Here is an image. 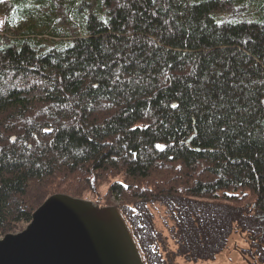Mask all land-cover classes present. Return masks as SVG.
Wrapping results in <instances>:
<instances>
[{
	"label": "trees",
	"instance_id": "1",
	"mask_svg": "<svg viewBox=\"0 0 264 264\" xmlns=\"http://www.w3.org/2000/svg\"><path fill=\"white\" fill-rule=\"evenodd\" d=\"M2 5L1 233L52 193L112 179L142 250L161 203L187 260L238 228L264 261V0Z\"/></svg>",
	"mask_w": 264,
	"mask_h": 264
},
{
	"label": "water",
	"instance_id": "2",
	"mask_svg": "<svg viewBox=\"0 0 264 264\" xmlns=\"http://www.w3.org/2000/svg\"><path fill=\"white\" fill-rule=\"evenodd\" d=\"M0 264H146L123 212L53 193L26 227L0 235Z\"/></svg>",
	"mask_w": 264,
	"mask_h": 264
},
{
	"label": "rangeland",
	"instance_id": "3",
	"mask_svg": "<svg viewBox=\"0 0 264 264\" xmlns=\"http://www.w3.org/2000/svg\"><path fill=\"white\" fill-rule=\"evenodd\" d=\"M5 11L7 12V6H0V21H3V23H0V31L4 28ZM10 11H12L10 29L15 30L24 23V19L17 15L18 12L15 9H11ZM262 101H264V97L262 98ZM154 178L157 179V176H154ZM111 181L112 179H106L100 186L96 187V190L92 191L86 189L81 195L74 197L89 199L98 203L99 205H116L119 207L118 204H121L124 199L120 201V199H118L119 197L115 196L114 194L110 196L107 195ZM55 193H65L71 195L65 191H57ZM128 194L129 193H126L125 195L127 196ZM47 197H45L42 202ZM253 197L254 194L250 191H247V193L241 192L237 194V197L234 199V201H236V205L242 206L246 209L248 207L247 204H249L247 202L252 201ZM146 212L148 213V218L152 219V227L155 230L152 234L149 232L144 233L143 246L145 249L142 250L138 243V229L136 230L133 227L131 228L136 240L138 239L137 243L141 249L142 256L146 264H264V261L261 258H259L260 261H258V259L255 257L254 253L256 249L251 245L250 236L246 233H242V231L238 228H235L230 233L224 248L218 253H214L213 255L211 254L209 258L187 260L178 250L179 242L174 236L175 223L171 218L169 209L161 203H149L146 207ZM26 225L27 222L24 221L14 223L13 228L5 233L0 232V235L19 232L20 230L24 229Z\"/></svg>",
	"mask_w": 264,
	"mask_h": 264
},
{
	"label": "snow or ice",
	"instance_id": "4",
	"mask_svg": "<svg viewBox=\"0 0 264 264\" xmlns=\"http://www.w3.org/2000/svg\"><path fill=\"white\" fill-rule=\"evenodd\" d=\"M0 2H3V0H0ZM153 3H155V0H153ZM0 23H3V21H0ZM261 103H264V101H261ZM173 107H176V105H173ZM157 147H161L160 145H157ZM135 155V154H133Z\"/></svg>",
	"mask_w": 264,
	"mask_h": 264
}]
</instances>
